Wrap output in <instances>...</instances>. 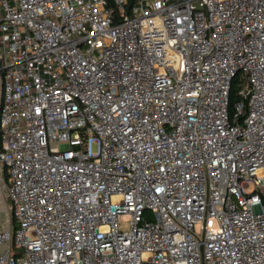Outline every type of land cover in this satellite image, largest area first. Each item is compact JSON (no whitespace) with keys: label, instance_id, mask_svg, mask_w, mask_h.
<instances>
[{"label":"built area","instance_id":"2783aa9c","mask_svg":"<svg viewBox=\"0 0 264 264\" xmlns=\"http://www.w3.org/2000/svg\"><path fill=\"white\" fill-rule=\"evenodd\" d=\"M0 77V264H264V0H0Z\"/></svg>","mask_w":264,"mask_h":264},{"label":"trees","instance_id":"16d2710c","mask_svg":"<svg viewBox=\"0 0 264 264\" xmlns=\"http://www.w3.org/2000/svg\"><path fill=\"white\" fill-rule=\"evenodd\" d=\"M241 76L240 75H236L233 79L232 82V86L230 88V92H229V114H231V116L233 115V106L235 105L236 102H238L240 100V98L237 95L238 90L240 89V84H241Z\"/></svg>","mask_w":264,"mask_h":264},{"label":"rangeland","instance_id":"374dc122","mask_svg":"<svg viewBox=\"0 0 264 264\" xmlns=\"http://www.w3.org/2000/svg\"><path fill=\"white\" fill-rule=\"evenodd\" d=\"M7 207L4 205H0V213L3 214V212H5L7 210V208L10 210L12 208L11 204L9 201H7L6 203ZM14 227H17V225L15 223H13ZM121 230H127V225L125 224H122L121 223V226H120V231ZM198 230V229H197Z\"/></svg>","mask_w":264,"mask_h":264},{"label":"crops","instance_id":"0c3cea01","mask_svg":"<svg viewBox=\"0 0 264 264\" xmlns=\"http://www.w3.org/2000/svg\"><path fill=\"white\" fill-rule=\"evenodd\" d=\"M2 94H3V86H2V80H1V77H0V102H1V99H2Z\"/></svg>","mask_w":264,"mask_h":264}]
</instances>
